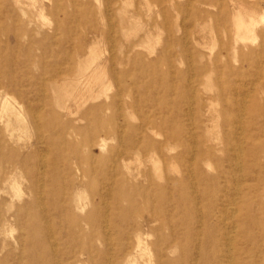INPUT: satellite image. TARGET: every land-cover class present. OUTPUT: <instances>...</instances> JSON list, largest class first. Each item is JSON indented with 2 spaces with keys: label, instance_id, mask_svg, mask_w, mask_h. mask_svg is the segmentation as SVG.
<instances>
[{
  "label": "rangeland",
  "instance_id": "rangeland-1",
  "mask_svg": "<svg viewBox=\"0 0 264 264\" xmlns=\"http://www.w3.org/2000/svg\"><path fill=\"white\" fill-rule=\"evenodd\" d=\"M203 1L0 0V66L15 62L0 72V91L28 123L10 134L0 121V264H128L138 236L141 264H201L204 251L205 264H264V21L256 38L236 43L229 0ZM259 2L242 5L264 13ZM91 49L106 87L94 86L96 99L80 108L59 106L54 85L76 80ZM42 68L61 74L46 90ZM109 103L117 112L101 110ZM174 116L190 146L211 149L198 162L201 178L191 175L193 152L178 161L182 145L165 141ZM129 137L145 143L134 148ZM239 143L256 151L251 169ZM180 211L191 243L181 238L188 229L169 225Z\"/></svg>",
  "mask_w": 264,
  "mask_h": 264
},
{
  "label": "bare ground",
  "instance_id": "bare-ground-1",
  "mask_svg": "<svg viewBox=\"0 0 264 264\" xmlns=\"http://www.w3.org/2000/svg\"><path fill=\"white\" fill-rule=\"evenodd\" d=\"M33 4H35L37 2V0H30ZM155 2H158V3H163V0H153ZM168 1H171V0H168ZM221 1V3H220ZM242 1L243 0H229L230 4H232V8H233V13H232V21H233V27H234V32H235V41L236 43H239V42H247L249 40H252L254 39L255 35H256V32H257V29L258 27L260 26V23L264 21V13L263 12H258L254 9H247L246 7H244L242 5ZM133 2V1H132ZM188 4H192L193 0H187ZM203 2H212L214 3V5H219V6H223V0H204ZM239 3V6L238 7H235L234 5L236 3ZM261 2L264 3V0H261ZM261 2L260 5H261ZM213 5V4H211ZM264 5V4H263ZM146 6V5H145ZM175 9H178V13L177 14H184L185 18L189 17V14L188 13H183L181 7H176L175 6ZM217 10V9H216ZM226 12V11H225ZM246 15L247 14V18L244 20L243 19V15ZM220 15V14H219ZM163 16H164V20H166L168 18V13L164 12L163 13ZM179 17V16H177ZM246 17V16H245ZM105 19V17H104ZM219 20L221 22L224 21L223 19V16H219ZM61 29L60 27H58V30ZM66 27H64L63 29H61L62 32L66 33ZM150 34V33H149ZM19 34L18 33H14L12 35H10V33L8 32L6 34V37H7V40L8 41H11L12 39H14L15 41H19ZM66 36V35H65ZM183 38V37H182ZM256 38V37H255ZM63 39V38H61ZM149 40V39H148ZM161 41V40H160ZM65 42V41H64ZM188 42V41H187ZM43 49L45 50L46 48H49L47 45L43 44ZM141 46V45H140ZM217 46V45H216ZM72 47L75 48V43L72 42ZM148 47V46H147ZM152 47V46H151ZM152 50V49H151ZM154 50V48H153ZM215 50V49H214ZM46 51V50H45ZM106 51V50H105ZM237 54V53H236ZM246 54V53H245ZM153 55V54H152ZM25 54L23 57H24V61L26 60H29L30 57H31V54ZM102 56V55H101ZM191 56V54H190ZM238 57V56H237ZM67 59L69 61V64L71 65V68H73L72 66V63L74 61V58H73V55H71L70 53L67 54ZM98 59H99V56L94 53V50L91 49L90 51V56L86 59L85 62H82V61H79L78 63V76L76 78V80H74L73 82L71 83H67V82H63L61 83L59 86H56L54 85V92L56 93L57 95V99H58V105L59 106H63V103L65 99H67L68 101L69 100H74L72 102H75L76 103V106L77 107H82V105L86 104L89 100H91L93 97V91H94V86L96 85H102V86H105V81H104V76L106 75L105 73V70H104V66L102 64H99L98 63ZM4 61V63L1 64L0 66V72L2 71V69L5 68V65H9L10 66L12 65V63H15L14 61H12V59H10L9 57H5L4 59H2ZM10 61V62H9ZM55 62V61H53ZM52 62V63H53ZM19 63V62H18ZM192 63V62H191ZM20 64V63H19ZM193 64V63H192ZM15 65V64H14ZM42 67L44 68V64H42ZM42 68V73L41 75H39V78H40V82L42 83V87H44V89L46 90V87H47V83H55L57 84L58 82V79L60 78L61 74L60 73H51L49 71H45V69ZM63 73V72H61ZM238 73V76L241 75L240 74V71L237 72ZM236 73V74H237ZM63 75V74H62ZM193 76V75H192ZM64 79V78H63ZM69 80V79H68ZM18 81H19V78H18ZM108 82V80H106ZM17 82V81H16ZM8 85H12V84H16L15 83V80L12 79V81H8ZM253 83V82H252ZM245 86V85H243ZM106 87V86H105ZM104 87V88H105ZM101 89V88H100ZM100 89L99 92H100ZM103 89V88H102ZM101 89V90H102ZM106 89V88H105ZM194 89V88H193ZM250 89V88H248ZM241 90V89H240ZM104 91V89L102 90ZM226 91V90H225ZM225 91H223V94L225 93ZM248 91V90H247ZM44 91H42L43 93ZM238 91H236L237 93ZM243 92V91H242ZM246 94V93H245ZM243 96V94H240ZM44 96V94H43ZM117 96V95H116ZM239 96V95H237ZM249 96V94L247 95ZM14 97V96H13ZM97 97V96H96ZM96 97L94 99H96ZM250 97V96H249ZM244 98V97H243ZM246 100V98H245ZM67 101V102H68ZM248 101V100H247ZM244 102V101H243ZM242 103V102H241ZM246 103V102H245ZM243 104V103H242ZM103 107L101 108V110H106V111H110L111 114L117 112L118 110V107L116 105V103H109V104H106V105H102ZM247 106V105H246ZM65 107V105H64ZM63 107V108H64ZM127 107V106H126ZM78 108V109H79ZM41 109V108H40ZM39 109V110H40ZM65 109H67V112L69 114H72L73 113V110H70L68 105L65 107ZM129 111V109H127ZM243 110V109H242ZM79 110H77L78 112ZM131 116H133L132 113L128 112ZM245 113V112H243ZM242 114V113H241ZM122 117V116H121ZM243 117V116H241ZM134 118V117H133ZM177 117H171L170 118V121L172 122V126L173 125H176L175 123L173 122H176L177 120ZM240 119V118H239ZM0 121H2L5 125V130L7 132H9L10 134H14V132L16 130H22L24 129L25 131V128L27 127L26 124L28 123H25V115L23 113V110H21V106H19V103L18 101H16V99H12L11 95L8 93V92H3V91H0ZM144 126H150V128H152L154 125V122H151V121H146L145 120H142ZM241 122V121H240ZM243 124V123H241ZM123 126V125H122ZM242 126V125H241ZM239 127V126H238ZM2 128H3V125H2ZM242 128V127H241ZM158 130V129H157ZM244 129L242 128V131ZM23 131V130H22ZM99 130L96 129V131L94 132V135L95 136H98L99 135ZM122 132V131H121ZM4 133V132H3ZM132 133V132H131ZM8 134V133H7ZM6 135V134H5ZM19 135H21L19 133ZM164 138H165V141H168V142H178L180 145H182L183 147V150L181 153H179L176 157H174V159L178 160V161H181V162H184L185 161V153L186 152H193L194 156L193 158H189L192 160L191 162V166L193 167V171L191 173V175H193V178H201V170H200V167L198 165V162L200 160H205V158L207 157H210L211 155V149L205 147L204 145H195V146H190L188 144V140L187 137H186V131H185V128H183L182 126L180 125H176V127H170L169 130H167L164 134ZM243 135V134H242ZM241 135V136H242ZM11 137V136H9ZM16 137V136H15ZM14 137V138H15ZM13 139V137H12ZM16 139V138H15ZM11 140V139H10ZM18 140V139H16ZM129 140V143L132 145V147L134 148H139L141 147L145 142L143 141H140V142H135L133 140H131V138L129 137L128 138ZM196 140V139H195ZM196 142V141H195ZM222 142V141H221ZM229 145H230V138H226L225 140V146L224 148L227 149V151L229 150ZM244 145V144H243ZM238 150L239 152H241L242 156L244 157V159L246 160V168L248 169H251V166H252V161L255 159L256 157V151L254 148L252 147H247L246 149L242 146H240V143L238 144ZM241 148V149H240ZM235 149V148H234ZM243 149V150H242ZM237 152V151H235ZM237 154V153H236ZM239 155V153L237 154V156ZM236 156V155H235ZM240 156V155H239ZM229 158V157H228ZM236 160H238V158L236 157ZM241 158H239V162H240ZM206 161V160H205ZM153 162L155 164V167L159 172H160V166L159 164L156 162V159H153ZM237 164H238V161H237ZM242 164V162L240 163V165ZM41 165V164H40ZM209 166V165H208ZM243 166V165H241ZM206 167V166H205ZM230 168V167H228ZM175 169V167H174ZM238 169V168H237ZM239 172H240V169H238ZM244 170V167H241V171ZM242 178V177H241ZM239 179V178H238ZM15 184V182H11V186H13ZM242 184V183H241ZM239 185V184H238ZM237 185V186H238ZM183 186V185H182ZM236 191L238 189V187L235 188ZM196 191V190H195ZM236 191L234 193H236ZM240 191V190H239ZM239 193V192H237ZM236 193V194H237ZM173 197V196H172ZM234 197V196H233ZM237 198V197H235ZM197 202V201H196ZM75 203H76V207L77 208H84L85 206V203L82 202L80 196L75 199ZM234 203V202H233ZM198 204V203H197ZM155 206L158 208V209H162L164 210L165 208V205L163 206L161 203H158V204H155ZM229 209V208H228ZM234 210V211H233ZM239 208H232V211L231 213H239ZM180 213H182V219L176 223V222H170L169 225L170 226H175V225H179V227L181 228H185V229H188L187 230V233H185L184 235H182L181 238H187L190 240V243H191V239H190V233H191V230H192V226H191V223L187 221L186 219V213L185 211H180ZM232 215V216H233ZM235 216V215H234ZM229 221V220H228ZM160 223V222H159ZM233 224V223H232ZM234 226V225H233ZM236 227V226H235ZM231 229V228H229ZM232 232V231H231ZM231 235V234H229ZM172 237L174 239H178L179 236H177L175 233L172 234ZM231 236H229L230 238ZM229 240V239H228ZM227 240V241H228ZM231 241V240H230ZM234 241V240H233ZM138 242H139V251H138V254L131 257L128 261V264H141L139 259L141 258H144L145 255H146V245H144V243H142V240H141V237L138 236ZM231 243V242H230ZM229 244V242H228ZM230 247H231V244H229ZM233 247V246H232ZM230 250V249H229ZM230 253V251H229ZM185 254H188L189 256H191V254L188 252H186ZM206 251H204L202 253V259H201V264H205L204 263V259L206 257ZM227 258V257H226ZM230 259H232L231 257H229ZM228 263V262H227Z\"/></svg>",
  "mask_w": 264,
  "mask_h": 264
}]
</instances>
